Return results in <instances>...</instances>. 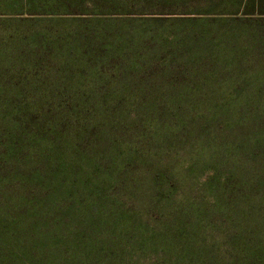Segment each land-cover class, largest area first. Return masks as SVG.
I'll return each mask as SVG.
<instances>
[{"label":"rangeland","instance_id":"1","mask_svg":"<svg viewBox=\"0 0 264 264\" xmlns=\"http://www.w3.org/2000/svg\"><path fill=\"white\" fill-rule=\"evenodd\" d=\"M30 1L0 0V264H243L264 0Z\"/></svg>","mask_w":264,"mask_h":264},{"label":"trees","instance_id":"2","mask_svg":"<svg viewBox=\"0 0 264 264\" xmlns=\"http://www.w3.org/2000/svg\"><path fill=\"white\" fill-rule=\"evenodd\" d=\"M33 4V1H30ZM157 181L161 182L162 181V177H160L159 179H157ZM118 182L119 181H115ZM129 186H134V187H138L140 186L139 183H137L136 181L128 184ZM164 183H162L161 185H157L156 186V190L160 191L158 192L157 197L153 196L150 198V202H151V206L155 205V206H159L158 204L161 202L159 201L160 198L162 197V195L164 193H166L167 188L164 187ZM246 220V219H245ZM45 224L41 225V228L44 227ZM239 241H244L243 243L239 242V247L241 248V252L244 256H248V258L246 257L244 259L243 264H264V242L263 241H255L253 239L254 237V231L253 228L251 230H243L242 232H240L237 235ZM242 261V260H241ZM240 262V261H239Z\"/></svg>","mask_w":264,"mask_h":264}]
</instances>
